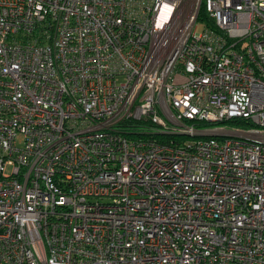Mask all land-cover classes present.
Masks as SVG:
<instances>
[{
  "label": "built area",
  "instance_id": "2783aa9c",
  "mask_svg": "<svg viewBox=\"0 0 264 264\" xmlns=\"http://www.w3.org/2000/svg\"><path fill=\"white\" fill-rule=\"evenodd\" d=\"M0 264H264V0H0Z\"/></svg>",
  "mask_w": 264,
  "mask_h": 264
},
{
  "label": "trees",
  "instance_id": "16d2710c",
  "mask_svg": "<svg viewBox=\"0 0 264 264\" xmlns=\"http://www.w3.org/2000/svg\"><path fill=\"white\" fill-rule=\"evenodd\" d=\"M199 13H201L199 11ZM187 123V122H186ZM187 124H190L189 122ZM231 126L230 127H236V128H240V129H247L248 126L244 125V123H228ZM138 125H142V124H134L131 122H123L120 124V126L118 128H121V133L128 138H135V139H152L155 140L157 142H165L167 140H175L176 141V137L174 136H167V135H161V134H156V133H144L138 130ZM197 128H208L211 126H217L215 124H208V123H197L194 125ZM138 131V132H135Z\"/></svg>",
  "mask_w": 264,
  "mask_h": 264
},
{
  "label": "rangeland",
  "instance_id": "374dc122",
  "mask_svg": "<svg viewBox=\"0 0 264 264\" xmlns=\"http://www.w3.org/2000/svg\"><path fill=\"white\" fill-rule=\"evenodd\" d=\"M196 31H200L201 30V25H198L197 24V27L195 28ZM118 80V79H117ZM131 123H134V124H142V125H138V130L141 131V132H144V133H157V132H160L161 129H159L157 126H153V125H150L148 123V121H145V120H139V121H133ZM222 126L224 127L225 130H231L232 128L230 127L231 125L228 124V123H223ZM215 128H219L218 126H211V127H206V128H195L196 131H202V130H212V129H215ZM222 128V127H220ZM169 130H171V127L168 128ZM167 129H162V132L166 131ZM135 132H138V131H135ZM209 134V133H208ZM128 138V137H127ZM203 137H184V136H178L177 139L180 140V142H189V141H195V140H198V139H202ZM128 139H135V138H128Z\"/></svg>",
  "mask_w": 264,
  "mask_h": 264
}]
</instances>
